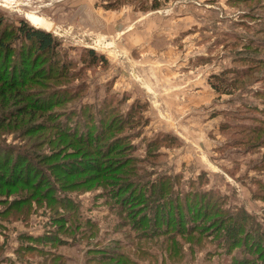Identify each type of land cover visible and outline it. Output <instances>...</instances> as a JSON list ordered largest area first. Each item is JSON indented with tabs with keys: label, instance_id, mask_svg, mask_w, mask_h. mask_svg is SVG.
Instances as JSON below:
<instances>
[{
	"label": "rangeland",
	"instance_id": "1",
	"mask_svg": "<svg viewBox=\"0 0 264 264\" xmlns=\"http://www.w3.org/2000/svg\"><path fill=\"white\" fill-rule=\"evenodd\" d=\"M0 11L8 20L25 19L56 36L62 43L58 58L68 65L61 82L54 84L46 75L44 85H36L38 90L32 95H37V102L48 101V109L36 110L17 125H32V132L19 136L17 129L12 130L0 135L3 142L16 148L42 144L55 131L43 129L41 124H56L63 119L71 133L77 129L93 134L113 125L100 144L119 135L113 145L118 149L111 159L127 164L117 170L116 176L133 179L137 173L147 180L160 174H178L172 180L175 191L165 195L166 208L178 206L187 214L190 210L192 220L202 214L206 218L199 223L200 232L175 237L172 244L182 243V251H164V263L146 258L145 264H229L243 242L229 251L218 238L241 210L260 228L248 232V245L254 248V240L260 238L262 243H257L255 253L261 252L264 143L259 142L264 138V0H0ZM84 48L104 59L88 63L82 54ZM43 65L41 55L29 54L27 67L33 79L40 78ZM211 83H219L218 89ZM89 105L100 110L91 106L93 113L85 124L78 123L77 114L69 115L68 109L73 108V112L81 109L86 116ZM168 133L176 141L161 136ZM40 149L51 151L48 144ZM72 154V159L82 158L78 152ZM132 170L134 176L130 175ZM82 177L76 174L69 180ZM84 180L67 189V197L78 205L76 212L82 214L81 218L96 223L92 236L82 233L90 231L88 223L78 221L60 203L38 204L31 196L26 218L20 215V208L12 214H0V264H84L95 241L107 244L120 238L129 242L133 235L126 238L117 224L121 219L131 223L133 215L128 211L132 206L123 208L121 215L117 212L120 202L107 198L110 187L104 185V177L82 183ZM50 183L56 195L61 189L59 178L55 180L52 175ZM193 190L209 191L219 206L216 209L221 207L219 212L228 213L227 217L223 213V220L218 222L223 223L220 230L211 233L216 226L215 214L210 205L205 211L201 205L199 211V205L191 203ZM173 192L184 193L188 201L179 197L176 203ZM15 194L18 192L14 189L9 197L13 199ZM60 197L59 201L63 200ZM4 206L0 203V209ZM60 222H64L63 227L70 222L74 230L70 233L62 228L55 233L68 241L75 236L74 246H70L72 241H46L44 234L56 230ZM248 225L240 224L243 232L238 237L246 233ZM164 239L158 236L156 241ZM161 246L153 244L151 250ZM54 252H62L65 259L51 262ZM254 264L262 263L259 260Z\"/></svg>",
	"mask_w": 264,
	"mask_h": 264
},
{
	"label": "trees",
	"instance_id": "2",
	"mask_svg": "<svg viewBox=\"0 0 264 264\" xmlns=\"http://www.w3.org/2000/svg\"><path fill=\"white\" fill-rule=\"evenodd\" d=\"M61 47V41L45 29L41 27L37 28L25 19L8 20L4 13L0 11V135L16 129L17 135L19 136L32 132V125L28 124L24 128H20L17 125H21V122L27 116L34 114L36 110L42 112L48 109L46 106L49 103L48 101L41 100V102H37V99H34L37 95L34 96L32 94L38 90L36 89V85H40V87L44 85L42 79L46 75L45 78L54 84L61 82L59 79L65 75V69L68 67L65 59L60 60L58 58ZM82 50L83 57L84 59L86 58L88 63H97L104 59L103 55L98 54L90 48H84ZM31 52H33V55H38L39 57L41 55L44 59V72H41L40 78L38 79H33L34 74H31L27 67ZM11 57H15L16 60H11ZM212 76L217 80L223 79L221 75ZM219 83H211V85L218 89L216 84L219 85ZM227 85L231 87L229 83ZM89 106V111L86 116L82 114L83 111L81 109L78 110L79 112H73V108L68 109L69 115L77 114L79 117L78 123L82 122L85 124L87 119H89V114L93 113L91 106L96 110H100L96 105ZM79 108L81 107L79 106ZM136 108L137 110L141 109ZM65 120L63 119L62 122L56 124H41L43 129L50 128L55 131L53 136H48L42 144L32 143L26 147L20 146L21 148H16L14 144L5 143L0 139V203L5 204L0 209V214L9 212L12 214V211L15 212L16 208H20V215L26 218L29 216L28 212L31 206L30 197L34 196V200L38 204L45 201L48 205L52 203V205L55 204L56 206V202L60 203L58 205L63 206L66 212L73 213L75 217L79 218L78 221L84 224L88 223V229L90 231L88 232L86 230L82 233L89 234L90 237L93 234L91 229L96 223L90 220V218H81L82 214L79 215L76 212L78 205H74L72 199L67 197V189H72L82 179H85L82 183H88L91 179L96 180V178L102 176L104 177V185L108 184L110 187L106 191L107 198H111L117 203L120 202L117 212H120L122 215L124 214L123 208L126 209L127 206H132L130 208L131 211L127 209L133 215L131 223L125 219H121L117 225L122 227L126 238H129L131 234L133 236L129 242L122 241L124 239L120 238L108 240L107 244L100 242L101 240L95 241L94 245L87 251L86 258L83 256L84 264L90 261L98 264H145L144 261L146 258H151L155 261L159 260L161 263H164V251L168 253L173 251L178 252L179 249L182 251V243H178V245L172 244L176 243V240H174L175 237L191 236L195 232H200L201 228L199 223H202L206 218L202 214V217L196 216V220H192L189 217L190 210L187 214L178 206H168L166 208L165 199H167V196L165 195L167 193L172 194V189L175 191L172 184L177 179L178 174H167L166 176L160 174L156 178L144 180L143 176H139L137 173L135 174L132 170L130 171L132 172L130 175L134 176L135 174L134 178L132 177L133 179H121V175L118 174L116 176L117 170L124 167V164H127V162L117 163L115 158L111 159V155L118 149V147L117 149L114 148L113 145L117 138H120L119 135L115 137L111 136L102 146L100 144L104 141L105 135L114 129L113 125L108 124L100 132L95 131L93 134H90L89 131L83 132L77 129L71 133L72 129L64 125L67 122ZM76 128H78V124ZM161 136L169 139L170 142L176 141V137L169 133ZM263 139L259 144L264 143ZM43 144H48L51 151L47 153L40 152L39 149ZM75 152L82 154V158L79 161L71 158L73 156L72 153ZM261 162L263 166L264 158L261 159ZM50 171L52 173L49 174ZM76 174H82L83 177L73 178L70 181L69 178ZM52 175H54L55 180L59 178V184H61L62 190L59 189L56 195L54 194L56 192V189L53 188L54 184L50 183ZM44 181H47L46 183L48 184H45ZM42 185H46V189L42 190ZM262 188L264 189V183H262ZM14 189L18 194H15L14 198L11 199L9 196ZM173 194L176 203H178L179 197L188 201L184 193L173 192ZM198 195L200 196V200L196 202L195 200ZM59 196L63 200L59 201ZM212 196L209 191L193 190L191 199V203L194 202V204L199 205L197 208L199 211H201V205L204 206V211L208 205L211 206L213 214H215L213 218L216 219H213L216 226L211 233L222 228L223 223L218 224V222L223 220V213L226 214L224 217H227L228 214L225 211L219 212L221 207L216 209L218 204L212 201L214 199ZM55 215L58 214L55 213ZM236 216L237 220L235 221L234 218L232 225H228L226 233L220 235L218 238L220 245L226 243L229 251L236 248L237 243L240 241L244 244H241L242 246L239 248L238 255L236 254V257L229 264H254V261L259 260L264 264V245L261 248V252L258 251L255 253V250L259 246L258 244H261L262 240L255 237L256 240L253 242L255 243L254 248L248 245L250 239L248 232L253 233L260 228L254 226L255 224L251 221V216L247 212L241 210ZM54 217L56 218L57 216ZM59 217L62 218L63 216L60 215ZM231 217H234V215L232 214ZM241 219H243V223H239ZM60 220L63 221L62 219ZM240 224L249 225L248 230L245 229L244 231L246 233L238 237L243 232V227ZM70 225L71 223L69 222L67 227H63L64 222H60L56 230H52L53 232L48 228L47 231L51 232L44 234L47 238L46 241H49L51 244L53 242L56 244L69 242L70 244V241H72L70 246H74L75 241L73 239L75 236H72L70 241H68L66 237L62 235L58 236L55 233L62 228L65 230L64 232L72 233L74 228L70 227ZM170 230L173 231L170 232ZM158 236H163L165 239L159 243V241H156ZM41 239L43 240V238ZM34 240L37 241L38 239ZM166 242L171 243L164 244ZM153 244L162 245L159 247L161 251L158 248L157 251L151 250ZM240 251H244L245 254L241 255ZM54 253L52 258H50L51 262L61 263L66 257L62 252ZM254 253L255 256H253Z\"/></svg>",
	"mask_w": 264,
	"mask_h": 264
},
{
	"label": "bare ground",
	"instance_id": "3",
	"mask_svg": "<svg viewBox=\"0 0 264 264\" xmlns=\"http://www.w3.org/2000/svg\"><path fill=\"white\" fill-rule=\"evenodd\" d=\"M35 16V15H34ZM36 21H38V20H36ZM39 22V21H38Z\"/></svg>",
	"mask_w": 264,
	"mask_h": 264
}]
</instances>
